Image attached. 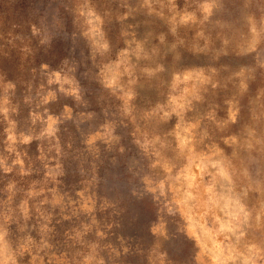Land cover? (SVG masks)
I'll return each instance as SVG.
<instances>
[{
    "label": "clouds",
    "instance_id": "9594fccd",
    "mask_svg": "<svg viewBox=\"0 0 264 264\" xmlns=\"http://www.w3.org/2000/svg\"><path fill=\"white\" fill-rule=\"evenodd\" d=\"M0 264H264V0H0Z\"/></svg>",
    "mask_w": 264,
    "mask_h": 264
},
{
    "label": "rangeland",
    "instance_id": "374dc122",
    "mask_svg": "<svg viewBox=\"0 0 264 264\" xmlns=\"http://www.w3.org/2000/svg\"><path fill=\"white\" fill-rule=\"evenodd\" d=\"M58 52H59L61 55L64 54L62 49H58Z\"/></svg>",
    "mask_w": 264,
    "mask_h": 264
}]
</instances>
